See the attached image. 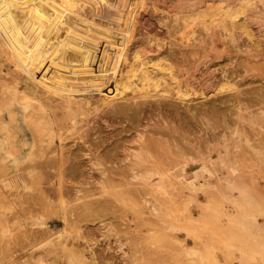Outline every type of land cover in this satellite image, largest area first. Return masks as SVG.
<instances>
[{
  "label": "rangeland",
  "instance_id": "1",
  "mask_svg": "<svg viewBox=\"0 0 264 264\" xmlns=\"http://www.w3.org/2000/svg\"><path fill=\"white\" fill-rule=\"evenodd\" d=\"M262 2L0 0V165H9L6 171L0 166V264H264V164L255 162L250 156L253 145L260 143L254 138L250 124H238L239 131L231 127L239 106L243 110L241 113L247 105L252 109L249 107L252 100L264 94ZM239 7L244 8H240L242 12H234L239 11ZM224 9L237 13L230 16L232 20L236 18L234 23L226 19L230 15L226 16V11L221 14ZM204 25L209 26L206 29ZM43 32L55 37L43 39ZM62 32L70 39L88 34L105 39L103 46L111 50L109 54H93V57L99 56V60L96 70L90 71L88 62L77 60L79 55L83 56V51L66 50L61 47L63 43L61 46L57 43L63 37ZM206 33L213 35V49L207 37L205 41L201 40ZM137 46L145 49L140 47L142 50L138 51L134 49H138ZM134 51L147 58L152 70L163 61L176 66L178 78H168L163 70L158 72L166 77L159 75L153 80L154 83L160 80L157 89L164 90L161 93L166 97H133L137 87L121 80L118 87L111 90L119 97L113 103L139 106L140 113L131 116L137 118L133 121L128 115L104 116L109 107L100 112L99 108L107 104L100 100L96 111L99 115L93 116L92 112L85 118L80 116L75 127L64 125L58 134L57 143L62 144L63 150L78 155V159H74L76 173L72 174L70 168L64 170L63 180L47 177L51 170L44 174V170L37 169L35 174L29 175L28 161L14 160L15 150L24 142L23 137L26 142L33 141L25 111L40 99L61 101L55 96L64 97L62 89L53 90V85L45 76L40 77L39 72H45L44 68L53 71L56 78L68 83L74 100L83 104L87 97L102 94L109 77L122 74L138 63ZM108 55L109 60L103 62ZM159 58L163 60L158 62ZM173 81L179 84L187 81L188 94L183 86L182 98L178 99V84ZM93 88L98 90L97 93ZM190 91H194L193 94ZM235 97L244 99L236 106ZM5 99H11L14 120L8 116V107L3 103ZM101 102H105L104 105ZM158 123H164L165 128H158ZM82 130L97 135L91 137L95 139L93 145L79 138ZM35 134L38 139L48 138L44 130ZM98 134L105 142L97 149L111 150L108 154L117 159L139 150L134 139L141 134L142 138L152 141L146 150L154 157L153 161L159 162L167 172H177L186 164L187 168L200 171L202 176L194 181L193 187L172 176L164 179L161 186L139 180L126 181L119 176H113L112 180L99 179L94 176L98 169L118 165L104 159L98 163L91 161L84 153V145L95 148ZM45 143L39 140L38 145L43 149L45 146L46 150L58 146L56 140L49 147ZM39 150L37 160L41 154ZM223 153L229 158L234 155L238 158V165L246 174L244 177L229 183L225 179L214 176L209 179L207 174L203 175L200 166L205 164L213 172L224 169L217 159ZM254 169H260L261 173L249 176ZM67 173L71 175L67 176ZM18 175H24L27 186L16 187L19 182L13 179ZM58 185L60 191H56ZM145 187L146 190L141 189ZM61 200H64L63 204ZM31 201H34L33 207L29 204ZM23 221L28 223L25 225ZM43 231L49 239L42 240ZM28 233H33L34 239L25 246L19 241ZM58 235L60 239H54ZM23 248L33 251L24 254Z\"/></svg>",
  "mask_w": 264,
  "mask_h": 264
},
{
  "label": "bare ground",
  "instance_id": "2",
  "mask_svg": "<svg viewBox=\"0 0 264 264\" xmlns=\"http://www.w3.org/2000/svg\"><path fill=\"white\" fill-rule=\"evenodd\" d=\"M254 1V0H253ZM262 4L264 3V0H262ZM211 4V3H210ZM242 4V3H241ZM211 6V5H210ZM219 6V5H218ZM241 6H246L244 4H242ZM214 7V6H213ZM217 8V7H216ZM226 8L228 10H231L232 8L229 9V6H226ZM225 8V9H226ZM244 9L243 7H239L237 8V10L239 11H234V12H242V9ZM261 8V7H259ZM202 9V8H201ZM224 9V11H221V14L223 12H225L226 10ZM223 10V9H222ZM236 10V8H235ZM204 11V10H203ZM233 11V9H232ZM232 11H226L225 15L226 14H230L227 18L226 17H223V19H231V21H233L234 19L236 18H233L232 20V17H230L231 15L235 16V14L237 13H232ZM197 12V11H196ZM213 11H211L210 13L212 14ZM218 12V11H217ZM216 12V13H217ZM244 12V11H243ZM199 14V12H198ZM203 14V13H202ZM201 14V15H202ZM207 14V13H206ZM214 14V13H213ZM224 14V13H223ZM222 14V15H223ZM240 14V13H239ZM238 14V15H239ZM216 15V14H215ZM240 15H243L240 14ZM189 16V15H188ZM193 16V15H192ZM205 16V14H204ZM203 16V17H204ZM214 17V15H211ZM227 16V15H226ZM187 17V16H186ZM202 17V18H203ZM209 17V15L207 16ZM217 17V16H216ZM219 17V16H218ZM237 17H240V16H237ZM121 18V17H120ZM210 18V17H209ZM220 18V17H219ZM207 19V18H206ZM222 19V20H223ZM251 19V18H249ZM118 20V19H117ZM121 20V19H120ZM185 20V18H184ZM204 21L205 18L203 19ZM212 20V18L210 19ZM224 21V20H223ZM227 21V20H226ZM241 21H244L241 19ZM239 21V22H241ZM248 21V20H246ZM89 22V21H88ZM212 23V21H209ZM230 22V21H229ZM228 22V23H229ZM238 22V21H237ZM245 22V21H244ZM214 23V22H213ZM218 22H216L217 24ZM226 23V22H224ZM232 23V22H230ZM234 23V21H233ZM232 23V24H233ZM242 23V22H241ZM215 24V23H214ZM246 24V23H245ZM249 24V23H248ZM210 25V24H209ZM208 25V26H209ZM219 25V24H218ZM236 25V23H235ZM206 26V25H204ZM204 27L207 29V27ZM226 26V25H224ZM184 27V26H183ZM261 27V26H260ZM71 28V27H69ZM88 28V27H87ZM215 28V27H214ZM228 28V26H227ZM232 29V28H231ZM61 30V29H60ZM64 30V29H62ZM102 30V29H101ZM114 30V29H112ZM205 30V29H204ZM210 30V29H209ZM67 31V30H65ZM104 31V30H103ZM111 31V29H110ZM230 31V30H229ZM48 32V31H47ZM142 32V31H141ZM191 32V31H189ZM264 32V31H262ZM45 33V32H43ZM42 33V35H43ZM57 34V31L55 32ZM65 33V32H64ZM68 33V32H66ZM118 34V32H116ZM115 33V34H116ZM124 33V32H122ZM129 33V32H128ZM132 32H130L129 34H131ZM139 33V32H138ZM144 33V32H143ZM47 33H45L42 37L43 39H46L47 37H51V39L55 36H51L52 34L48 33L49 36L46 35ZM63 34V32L61 33V35ZM76 34V33H75ZM81 34V33H80ZM83 34V33H82ZM88 34V33H87ZM107 34V33H106ZM112 34V32H111ZM128 34V36H130ZM148 34V33H147ZM249 34V33H248ZM46 35V37H45ZM60 35V36H61ZM90 34H88V36L86 37L85 35H77V36H74L72 39L70 38H67L65 36L61 37V40L62 42H60L58 40L57 43H61L59 44L60 46L62 45L63 43V47L64 49H71V51L73 52H81L83 51L82 55H79V57L81 58H78L76 56V59L77 60H80L79 62L81 63H85V62H88L90 65H89V70L90 71H95L96 68H97V62L99 60V56L98 57H93V54H103V53H108L110 52V48H106L103 46V42H106L105 39H101V38H96L94 36H89ZM40 36V35H39ZM59 36V35H58ZM117 36V35H116ZM143 36V35H141ZM186 36V35H185ZM57 37V36H56ZM65 37V38H64ZM112 37H113V34H112ZM145 37V36H144ZM150 37V36H149ZM208 38L209 39V43H210V48H214L215 47V44H214V38H213V35L212 33H206L205 35H203L201 37V40L205 41V38ZM223 37V36H222ZM63 38V39H62ZM114 38H115V35H114ZM113 38V39H114ZM183 38V36H182ZM119 39V38H118ZM176 39V38H175ZM225 39V38H224ZM115 40H117L115 38ZM123 40V39H121ZM120 40V41H121ZM177 40V39H176ZM114 41V40H113ZM254 42V41H253ZM108 43H111V42H108ZM106 45V44H105ZM144 45V44H143ZM158 45V44H157ZM184 45V44H183ZM203 45V44H202ZM135 47V46H134ZM133 47V48H134ZM137 48H134L136 50H142L141 48L143 47H139L137 46ZM114 48V47H113ZM140 48V49H139ZM109 49V50H108ZM133 49V50H134ZM145 48H143L144 50ZM182 49V48H181ZM151 50V49H150ZM117 51V50H116ZM148 51V50H147ZM191 52V51H190ZM89 54V56L86 55ZM122 53V52H121ZM135 55H136V58L139 60L138 63H135V64H132V66L128 69V70H125L124 73L122 74H119V75H115V76H112V77H109V79L106 81L107 83V86L105 87V91L104 90H101L100 93L102 94H96V95H93L91 98L90 97H87L88 99H86V101L83 103V104H79L80 101H75L74 100V97L73 95L71 94V91H70V87L68 85L67 82L62 81L61 79L59 78H56L54 76V72L53 71H50L49 69L47 68H44L43 70H45V72H39V75L40 77L42 76H45L47 78V81L53 85V90H57V89H62L60 90L61 93H63L62 95H64V97H62L60 94H57V98H61L62 100L61 101H58L57 100H47V99H40L37 101L36 104H33V105H30V110L29 111H25V116L27 117V119H25L27 121V124L28 126L32 129V136H33V141L30 143V142H26L27 139H25V137H23V143L21 145V147H19L17 150H15V147H14V150H15V156H14V160L15 159H18L20 158L21 162H22V159H26V161H28V164L27 166H29L27 169H28V174L29 175H32V174H35L37 171V169H41V170H44V174L47 170H51L52 172L49 173V174H46L47 177H49L50 179L53 178V177H57L58 179H62L63 175L65 176L66 173L64 174V170L68 169L69 171H73V173H76V169H75V161L74 159H78V155L77 154H73V152L71 151V153H67L63 150V146L60 142L57 143V138L59 137L58 134H60V129L62 126L64 125H68L69 128H72V127H75V123H76V120L78 118H80V116L84 117V116H87L89 113H92L94 112V115L93 116H97L99 115V113H97L96 111H98V106L97 104H99V101L100 100H105L107 101V104L101 108H99V111L102 112L103 110L105 111V109L107 107L108 110L105 111L106 113L104 114V116H121V115H128V116H132L134 115L135 113H140L141 109L139 106L135 105V107L133 106H130V105H123V104H120V103H113V101L115 99H118L119 97H116V95H113V92L111 91L112 89H114L115 87H118V83L121 81L122 83L124 82V80H127V82H130L131 85L133 86H136L137 87V92L134 94L133 97H137V96H144V97H148V96H154V97H166V95L162 94L161 91L164 92V90H160V89H157V81L160 82V80L157 79V81L154 83L153 80L157 77V76H162V77H166V75H162L160 72L158 71H163L164 70V74H167L168 75V78L171 76L173 77L174 79L175 78H178L177 75H176V72H175V67L176 66H173V64L169 63V62H165L163 61V63H161L160 65L158 64V67H156L154 70L150 69V65H149V61H147V58L146 57H140L141 53H139L140 55H138V53L136 54V51H134ZM187 53V52H185ZM84 54H85V58H84ZM113 54V53H112ZM119 54V53H118ZM115 55V54H113ZM144 55V54H142ZM127 56V55H126ZM82 57L84 59H82ZM116 57V56H115ZM192 57V56H191ZM134 58V57H133ZM110 59H113V58H110ZM117 59V58H116ZM120 59V58H118ZM161 58H159V61L158 62H161L162 60H160ZM82 60V61H81ZM109 60V55L107 57V59L105 58L103 60L104 61H108ZM115 60V59H113ZM123 60V59H122ZM179 60V59H178ZM121 61V60H120ZM133 61V60H132ZM190 61V60H189ZM115 62V61H113ZM136 62V60H135ZM86 63V64H88ZM182 63V62H181ZM251 63V62H250ZM253 63H256V62H253ZM106 64V63H105ZM126 64V63H124ZM240 65V64H239ZM254 64H252L253 66ZM263 66V65H262ZM182 67V66H181ZM42 68V67H41ZM178 68V67H177ZM40 69V68H39ZM127 69V68H126ZM67 70V69H66ZM174 70V71H173ZM154 71V72H153ZM177 71V70H176ZM153 72V73H152ZM238 73V72H237ZM96 74V73H95ZM35 75V73H34ZM89 75V74H88ZM179 75V74H178ZM235 75V74H234ZM86 76V75H85ZM38 77V76H37ZM39 77V78H40ZM77 77V76H76ZM180 77V76H179ZM230 77V76H229ZM93 78H94V75H93ZM160 78V77H159ZM75 79V78H74ZM166 79V78H165ZM87 80V79H86ZM164 79H162L163 81ZM177 80H180V79H177ZM184 80V79H183ZM35 81V79H34ZM170 81V80H169ZM37 82V81H35ZM174 83H177L178 84V91L176 92V94H180V95H176L179 99L182 98V92L184 91V89H186V85H187V81L183 82L182 84L179 82H175L173 81ZM172 82V83H173ZM39 83V82H38ZM59 83V84H58ZM161 83V82H160ZM165 83V81H164ZM168 82H166L165 84H167ZM104 84V83H102ZM116 86H115V85ZM106 85V84H105ZM104 85V86H105ZM168 85V84H167ZM171 85V84H170ZM169 85V86H170ZM224 85V84H223ZM40 86V85H39ZM38 86V87H39ZM168 86V87H169ZM185 88H184V87ZM31 87V86H30ZM221 87V86H220ZM230 87V86H229ZM12 88V87H11ZM41 88V87H40ZM39 88V89H40ZM52 88V87H51ZM91 88V87H90ZM90 88L88 90H90ZM184 88V89H183ZM223 88V87H221ZM36 89V88H35ZM95 89H97L95 87ZM93 88V90L95 91V93H97V91ZM101 89V88H100ZM103 89V88H102ZM157 90L158 92H154L153 90ZM187 89H190L189 86L187 87ZM185 90L186 93L188 92V90ZM234 89V88H233ZM246 89V88H245ZM261 89V88H260ZM9 90V89H8ZM15 90V88L13 89ZM57 90V91H59ZM87 90V91H88ZM193 90V89H192ZM262 90V89H261ZM47 91V90H46ZM217 91V90H216ZM244 91V89H243ZM92 92V91H91ZM192 94L193 92L190 91ZM261 92V91H260ZM33 93V92H32ZM50 93V92H48ZM82 93V92H81ZM85 93V92H84ZM87 93V92H86ZM89 93V91H88ZM203 93V92H202ZM237 93V92H236ZM259 93V92H258ZM93 94V93H92ZM188 94V93H187ZM214 94V93H212ZM32 95V94H31ZM87 95V94H86ZM136 95V96H135ZM199 95V94H198ZM205 95V94H204ZM264 94H259V97H256L253 102V104L249 107H252V109H248V105L244 107V112L241 113V111H243L241 109V107L239 106L238 110L236 111V118H234V120L232 121V128L236 129L237 130V127H238V124L241 125L243 123H247V124H250V126L254 129V138L256 140L259 141L260 145H253V148L250 150L251 151V159H253L255 162H259L261 164H264ZM91 96V95H89ZM131 96V97H132ZM23 97H26L25 95H23ZM22 97V99H24ZM48 97V96H47ZM191 97V96H190ZM193 97V96H192ZM242 97V96H241ZM252 97H255V96H251ZM16 98V97H15ZM45 98V97H44ZM51 98V97H50ZM83 98V97H82ZM125 97H123L124 99ZM202 98V97H201ZM251 98H248V99H251ZM29 99V97H28ZM52 99V98H51ZM127 99V98H126ZM194 99V98H193ZM244 98H240V97H235L234 101L235 102V105L237 106L238 103L241 102V100H243ZM246 99V98H245ZM60 100V99H59ZM146 100V99H145ZM182 100V99H181ZM220 100V99H219ZM247 100V99H246ZM248 101V100H247ZM18 102H20L18 100ZM140 103L142 101H139ZM251 102V100H250ZM249 102V103H250ZM4 104H6V106L8 107V116L10 118V120H14L15 119V115L12 113V109H11V99H5V102H3ZM104 103L105 102H101ZM157 103V102H156ZM205 103V102H204ZM22 104V103H21ZM210 104V103H209ZM102 105V104H101ZM146 105V104H145ZM141 106V105H140ZM212 107V106H211ZM26 108V107H25ZM24 108V109H25ZM93 108V109H92ZM212 109V108H211ZM216 109V108H215ZM230 109L232 108H229V111ZM150 110L152 111H155V109L153 108H150ZM175 110V109H174ZM59 111V112H58ZM151 111V112H152ZM234 110L232 109V112ZM108 112L110 114H108ZM143 112V111H142ZM179 113V112H178ZM149 114V113H148ZM163 114V113H162ZM181 114V113H180ZM197 114V113H196ZM195 114V115H196ZM154 115V113H153ZM101 116H103V114H101ZM99 117V116H98ZM148 116L146 115V118ZM234 117V116H233ZM85 118V117H84ZM120 117H118L119 119ZM128 118V117H127ZM134 121V119H136L137 117L133 118L131 117ZM184 118V117H182ZM229 118V117H228ZM116 118H114L113 120H115ZM230 119V118H229ZM112 120V121H113ZM152 120V119H151ZM160 120V118H159ZM217 120V119H216ZM92 121V120H91ZM97 121V120H96ZM111 121V120H110ZM156 121V120H154ZM228 122L227 123H230L229 121L230 120H227ZM88 122V121H87ZM86 122V123H87ZM98 122V121H97ZM159 122V121H157ZM156 122V123H157ZM161 122V120H160ZM220 123V121H218ZM139 123V122H138ZM148 124V123H147ZM230 125V124H229ZM90 126V125H89ZM77 127V126H76ZM93 127V126H91ZM157 127L158 128H165V124L164 123H158L157 124ZM192 127V126H191ZM230 127V128H231ZM244 127V126H243ZM78 128H81V126L79 125ZM88 128V127H86ZM156 128V127H155ZM229 128V129H230ZM21 129V128H20ZM91 129V128H89ZM41 130H44L45 134L44 135H47L48 138L43 140L42 138H37V135L35 134V132H38ZM150 130V129H149ZM83 131V130H82ZM135 131V130H134ZM155 131V130H154ZM239 131V129L237 130ZM86 132V133H85ZM137 132V131H136ZM181 132V131H180ZM216 132V131H215ZM191 133V132H190ZM207 133V132H206ZM232 133V132H231ZM97 134V133H96ZM95 134V135H96ZM137 134V133H136ZM144 134V133H143ZM220 134V133H219ZM100 134H98L99 136ZM160 135V134H159ZM161 135H163L161 133ZM182 135V134H181ZM207 135V134H206ZM214 135V134H212ZM22 136H25V134ZM88 136V137H86ZM168 136V135H166ZM179 136V135H177ZM220 136V135H219ZM91 137H97L96 136H92V132L91 133H88L86 130H84L82 133H79V138L83 139L82 142H90V145H93V143H95V139H91ZM103 137V136H102ZM101 135L99 136V138H97V143H96V146L95 148H90V146H86L84 145L83 147V150H84V153L86 155L89 156V159L92 161H95L97 160V163L98 161H102L103 159L106 160V161H110L111 164H116L118 165L117 166H105L101 169H98V174L94 175V176H97L99 179H109L111 178L110 180H112V178L114 179L113 176H119L121 179H125L126 181H132V180H139V181H144V183H147L148 185H156V186H161V183L164 179L166 178H169L170 176L174 177V178H177L178 180L180 181H185L184 183L185 184H188L190 187H193L196 185V180H198V178L200 176H202V174L200 173V171L196 170L194 167L193 168H187L185 165L183 167L178 168V171L177 172H167L168 170L162 166L159 165V162H156L153 161V158L148 152H147V148L146 146L149 145L150 143H152V141L150 139H145V138H142V135L139 134L134 140L138 142L139 144V150L138 151H131L130 153H127L123 158L121 159H117V157L113 156L112 154H108V152L110 151H99L97 148L99 146L102 145L103 142H105V139L104 137L102 138ZM106 137V136H105ZM159 137V136H158ZM175 137V136H174ZM208 137V136H207ZM215 137V136H214ZM46 138V137H45ZM133 138V137H132ZM169 138V136H168ZM171 138V137H170ZM181 139V138H180ZM205 139V138H204ZM39 140L40 141H45L46 145L49 147V144H51L53 141L56 140V143H57V148H54V149H50V150H46L45 146H44V149L41 145H38L39 144ZM169 140V139H168ZM187 140V139H186ZM218 140V139H217ZM242 140V139H241ZM94 141V142H92ZM210 141V139H209ZM254 141V140H253ZM203 142V141H202ZM79 143V142H78ZM162 143V142H161ZM171 144V142L169 143ZM196 144V143H195ZM210 144V143H209ZM95 145V144H94ZM161 145V144H159ZM10 146V145H9ZM78 146V145H77ZM108 146V145H107ZM112 146V145H111ZM41 148L40 150L38 148ZM50 147H54V146H50ZM106 147V146H105ZM210 147V146H209ZM245 147V146H244ZM164 148V147H163ZM26 149L28 150V153L26 152ZM107 149V148H106ZM110 149V148H109ZM113 149V148H112ZM128 149V148H127ZM161 149V148H160ZM188 149V148H186ZM204 149V148H203ZM13 150V151H14ZM37 150L41 151V154L39 155V158L38 160L36 159V152ZM77 150V149H76ZM102 150V149H101ZM209 150V148H208ZM12 151V152H13ZM201 151H204V150H201ZM249 151V152H250ZM26 152V153H25ZM75 152V151H74ZM153 152V151H152ZM174 152V151H173ZM10 153V152H8ZM178 154V152H177ZM26 156V157H25ZM182 156V155H181ZM41 157V159H40ZM177 157V156H176ZM148 158H150L149 160H151L150 162H148ZM163 159V157H162ZM217 159L219 160V162L222 163V166H224V169L221 171V172H213L212 170H210V168H208L205 165L203 166H200L203 170H204V173L203 175H206L208 176V178H212L213 176L215 178H218V179H225L227 180V182L230 183L231 180H237V179H241V177H244V175H246L243 171H241L239 165H238V158L234 155L232 156L231 158H229L227 156V154H219L217 156ZM116 160V161H115ZM148 160V161H147ZM193 160H191L192 162ZM181 163V162H180ZM179 163V164H180ZM166 164V163H165ZM177 164V163H176ZM175 165V164H174ZM197 165V164H196ZM212 165V164H211ZM1 166V170L2 171H6L7 168L9 167V165H0ZM123 166V167H121ZM197 167V166H196ZM24 168V167H22ZM78 168V167H77ZM177 169V168H176ZM215 169V168H214ZM173 171V170H172ZM78 172V171H77ZM263 172V171H262ZM79 173V172H78ZM82 173V172H80ZM255 173H261L260 169H254L253 172H249L248 175L249 176H252L254 175ZM264 173V172H263ZM262 173V174H263ZM26 174V173H25ZM28 175V176H29ZM49 175V176H48ZM53 175V176H52ZM70 176L71 174H68L67 173V176ZM247 175V176H248ZM27 176V178H28ZM73 176V175H72ZM77 176H79L77 174ZM77 176H74V177H77ZM93 178V177H92ZM14 181L17 180L19 182V184L16 185V187H21V186H27V182L26 180L24 179V175H18L17 178L14 177L13 179ZM48 180V179H47ZM63 180V179H62ZM175 180V179H174ZM224 180V182H225ZM49 181V180H48ZM47 181V182H48ZM62 182V181H61ZM60 182V183H61ZM117 183V182H116ZM119 183V182H118ZM120 184V183H119ZM64 185V184H63ZM62 185V187H64ZM115 186V185H114ZM187 186V185H185ZM235 185H233L232 187H234ZM47 187V186H46ZM60 185H58L56 187V191H60ZM177 187V186H176ZM150 188V187H149ZM52 189V188H51ZM64 189V188H63ZM66 189V188H65ZM143 190H146L147 188H141ZM154 189V188H153ZM49 190V189H48ZM74 190V189H73ZM86 190V189H84ZM89 190V188H88ZM237 190V189H236ZM54 191V190H53ZM52 191V192H53ZM65 192V190H63ZM68 191V190H67ZM179 191V190H178ZM69 192V191H68ZM84 192V191H83ZM172 192V191H171ZM60 192H58L59 194ZM70 193V192H69ZM135 193V192H134ZM174 193V192H173ZM172 193V195H173ZM27 194V193H26ZM30 194V193H29ZM32 194H34V192H32ZM83 194V193H82ZM163 194V193H162ZM55 195V194H54ZM85 195V194H84ZM160 195V194H159ZM28 196V195H27ZM36 196V194H35ZM79 196V195H78ZM24 197V196H23ZM138 197V196H137ZM35 199V198H34ZM39 199V198H38ZM62 199V198H61ZM84 199V198H83ZM62 201V200H61ZM64 201V200H63ZM62 201V204L64 203ZM179 201V200H178ZM32 202V203H31ZM29 204H31V206L33 207V203L34 201H31ZM27 203V202H26ZM157 205V204H154V206ZM27 208V207H26ZM34 209V208H33ZM33 211V210H32ZM24 224L26 225L28 222L26 221H23ZM31 225H33L34 223L32 221L29 222ZM32 228V227H31ZM27 229H30L29 227ZM45 231H43L42 233V240L44 239H49V235H47L46 233H44ZM40 234V233H39ZM51 234V233H49ZM60 234V233H59ZM34 236L33 233H28L27 235H25V237H23L22 240H20L19 242L22 244L24 243L25 246H27L30 242V240H33L34 238L32 237ZM30 237V238H29ZM61 236H54V239L55 238H59L60 239ZM37 239V238H36ZM15 241V240H14ZM18 243V242H17ZM22 253L24 254H29V252L33 251L32 249H28V248H23L22 249ZM12 255H14V251L11 252ZM2 256V255H1ZM208 256V254H207ZM200 260V258H199ZM214 262V261H213Z\"/></svg>",
  "mask_w": 264,
  "mask_h": 264
}]
</instances>
